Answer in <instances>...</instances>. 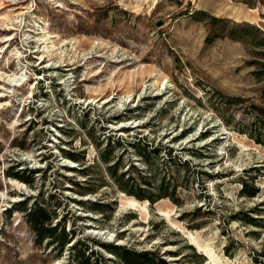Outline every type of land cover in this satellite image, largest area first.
I'll list each match as a JSON object with an SVG mask.
<instances>
[{
	"label": "rangeland",
	"instance_id": "374dc122",
	"mask_svg": "<svg viewBox=\"0 0 264 264\" xmlns=\"http://www.w3.org/2000/svg\"><path fill=\"white\" fill-rule=\"evenodd\" d=\"M0 103V264H264V0H0Z\"/></svg>",
	"mask_w": 264,
	"mask_h": 264
},
{
	"label": "trees",
	"instance_id": "16d2710c",
	"mask_svg": "<svg viewBox=\"0 0 264 264\" xmlns=\"http://www.w3.org/2000/svg\"><path fill=\"white\" fill-rule=\"evenodd\" d=\"M259 113H264V108L259 109ZM252 136V135H251ZM252 138H255L258 143H261V138L257 136H252ZM112 167V166H111ZM113 168V167H112ZM111 168V169H112ZM115 176V174H114ZM124 177V176H123ZM123 177H121L118 181L119 184H121V189L123 192L128 193L129 195H134L140 200H150L153 202V198L151 196L145 195V190L143 188H138V190H134L132 188H127V186L122 184ZM129 181H126V185H128ZM246 182H244L243 188L246 187ZM246 192V191H245ZM247 193V192H246ZM248 195L255 196V192L247 193ZM46 214V210L43 207H36L34 210H31L28 214V222L32 225L34 229L37 231L41 230L40 228L43 226L44 222L48 221V218H41L40 215ZM43 217V216H42ZM66 244H61V249L64 248ZM104 246H106L104 244ZM76 249V247H74ZM88 249V247H86ZM86 249L78 251V254L75 256V262L77 264H91L90 260L92 257H94L95 252L92 250L89 252V255L86 256ZM115 254H117L119 257L123 259L125 264H169L164 258L161 256H158L154 253H151L149 251L145 252H135L130 249H127L123 246L115 245L113 248H111Z\"/></svg>",
	"mask_w": 264,
	"mask_h": 264
},
{
	"label": "bare ground",
	"instance_id": "6f19581e",
	"mask_svg": "<svg viewBox=\"0 0 264 264\" xmlns=\"http://www.w3.org/2000/svg\"><path fill=\"white\" fill-rule=\"evenodd\" d=\"M22 79H23V76L16 75L11 80H12V82H14V83L16 82L19 85L21 83ZM15 86H17V85L15 84ZM105 101H107V100H105ZM0 108L2 109V103H0ZM126 126H127V124H121V127H126ZM68 163H71V164H69L71 166H75L76 165L75 162H68ZM11 184L13 186H15L19 190H26V187L24 185H22L21 183L17 182V181L11 180ZM127 198H128V205L137 206L139 204L138 203L139 201L137 199H135L133 196L132 197H127ZM145 202H148V201H145ZM91 232L94 233L97 236H101L103 238L105 237L106 241H108V242L114 240V238L116 236L115 232H111V231H108V230H105V229H101V228L100 229H93ZM185 233L187 234L186 236H188V239L190 240V244L196 246L199 252H201L205 256L209 257V259H210L209 264H218V259L216 258L215 254L213 252V249L209 246L208 243L202 242L200 240V238L198 237V235H196L195 233H193L191 231H188V232H185Z\"/></svg>",
	"mask_w": 264,
	"mask_h": 264
},
{
	"label": "water",
	"instance_id": "95a60500",
	"mask_svg": "<svg viewBox=\"0 0 264 264\" xmlns=\"http://www.w3.org/2000/svg\"><path fill=\"white\" fill-rule=\"evenodd\" d=\"M160 25H161V22H158V23H157V26H160Z\"/></svg>",
	"mask_w": 264,
	"mask_h": 264
}]
</instances>
